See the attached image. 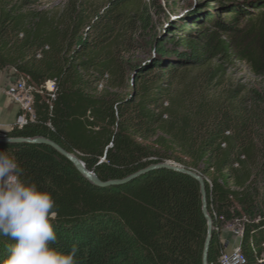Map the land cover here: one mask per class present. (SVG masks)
Listing matches in <instances>:
<instances>
[{
    "label": "trees",
    "instance_id": "16d2710c",
    "mask_svg": "<svg viewBox=\"0 0 264 264\" xmlns=\"http://www.w3.org/2000/svg\"><path fill=\"white\" fill-rule=\"evenodd\" d=\"M93 1L37 10L40 0H0V72L15 70L34 90V119L6 137L46 138L104 183L165 162L186 167L206 182L214 221L209 264H220L221 234L235 222L247 264H264V148H256L252 121L264 93L249 101L241 89L218 91L233 59L264 77V18L241 31L231 18L234 41L245 34L235 45L214 46L207 31L174 32L162 42L155 34L153 67L135 74L130 41L153 28L149 14L130 7L133 0H116L103 13ZM167 41L183 50L169 52ZM128 81L132 93L118 94ZM4 150L23 179L53 192V246H78L76 264H203L208 222L200 185L189 176L157 170L100 188L48 146L0 144ZM11 243L0 236V259Z\"/></svg>",
    "mask_w": 264,
    "mask_h": 264
},
{
    "label": "rangeland",
    "instance_id": "374dc122",
    "mask_svg": "<svg viewBox=\"0 0 264 264\" xmlns=\"http://www.w3.org/2000/svg\"><path fill=\"white\" fill-rule=\"evenodd\" d=\"M68 1L70 0H40V3L34 8L37 10L53 9ZM115 1L116 0H94L93 4L97 6L96 10L103 13L108 6H111L110 3ZM137 6L144 8L149 14L153 28L151 30H142L140 33L142 35L138 34L131 39L130 47L132 52L127 59H130L132 64L137 67L147 64L146 69H151L154 58L156 57L154 47H152L153 45L149 46L148 44L155 34L157 40L162 42L165 41V39H169L170 35L174 32L188 36L190 33L196 35L200 31H207L215 38L214 46L221 41H227L235 45L237 40H241L245 34L238 33L234 41L233 38L234 34H236V30H227L229 24L231 25V18L232 20L238 18L236 27L237 29L239 28L240 31L246 29L250 22L253 21L254 24H256L259 19L264 18V0H133L130 3V7L134 9ZM242 44L245 45L247 42ZM166 46L169 52L183 50L176 44L172 45L169 41L166 42ZM217 63V60L213 61V64ZM225 64L226 72L220 80L222 87L219 88L218 91L221 92L222 90L226 93L241 89L243 94H250L251 97L249 101L255 99V94L264 93V77L258 78L255 76L248 64L236 59H233L231 62H225ZM14 71L13 69L3 71L9 76L12 88L16 87V83L19 80V75H14ZM135 74L131 73L130 78ZM106 79L108 78L106 77ZM28 81L29 80H27V84ZM130 82L131 81H128L126 83V88H124V90H118V94L129 96L132 93L131 86H129ZM100 86V90H103L105 88L104 82ZM10 89L5 91L6 95L7 91ZM174 89L175 87L173 86L172 90ZM252 121L257 134L255 135V140L257 141L256 148L259 151L260 148H264V106L261 114L256 115L255 119ZM19 123L20 118L16 126H18ZM0 137L8 138L1 132ZM261 179H264V175H262ZM242 228L240 222L230 223L225 225L223 232L239 240L242 238ZM229 246L230 248L232 247V241H230L228 247ZM234 247L233 249L237 248V246ZM233 249L229 250V248H227L226 251L231 252Z\"/></svg>",
    "mask_w": 264,
    "mask_h": 264
},
{
    "label": "clouds",
    "instance_id": "9594fccd",
    "mask_svg": "<svg viewBox=\"0 0 264 264\" xmlns=\"http://www.w3.org/2000/svg\"><path fill=\"white\" fill-rule=\"evenodd\" d=\"M23 175L16 157L0 151V236L12 241L0 264H76L78 246L67 252L53 246L58 215L53 192Z\"/></svg>",
    "mask_w": 264,
    "mask_h": 264
},
{
    "label": "water",
    "instance_id": "95a60500",
    "mask_svg": "<svg viewBox=\"0 0 264 264\" xmlns=\"http://www.w3.org/2000/svg\"><path fill=\"white\" fill-rule=\"evenodd\" d=\"M147 65V64H146ZM146 65L140 66L135 73L143 71V69H146ZM0 144L5 145H45L53 149L57 154L68 160L70 163L73 164V166L79 171V173L90 183L94 184L97 187L100 188H108L111 186H124L128 183H131L132 181L140 178L141 176L146 175L147 173L157 171V170H165L168 169L170 171H173L175 173L181 174V175H187L193 180L197 181L200 185V193L201 197L203 199V216L207 219L208 222V228H207V235H206V241L205 246L203 250V264H209V251L210 247L213 241V233H214V221L210 217L208 212V199H207V190H206V182L205 180L196 172L186 168L182 167L180 165H177L173 162H165L159 165H151L146 170H142L140 172H137L135 174H132L128 176L126 179L123 180H110L107 181V183L101 182L97 176L89 171L85 164H83L75 155H72L68 152H66L64 149H62L60 146H58L56 143L46 139V138H3L0 137Z\"/></svg>",
    "mask_w": 264,
    "mask_h": 264
},
{
    "label": "built area",
    "instance_id": "2783aa9c",
    "mask_svg": "<svg viewBox=\"0 0 264 264\" xmlns=\"http://www.w3.org/2000/svg\"><path fill=\"white\" fill-rule=\"evenodd\" d=\"M14 75L17 72H13ZM28 78L24 76H19V80L16 83V87L7 91V95L14 101L20 109V123L19 128H22L27 124L28 120L34 119V110H33V88L27 84ZM48 93L53 96L55 92V83L49 82L46 85ZM243 230L241 229V236ZM229 242L224 243V251L221 253L220 264H247V258L241 252L240 247L233 249L231 252L226 251L228 248Z\"/></svg>",
    "mask_w": 264,
    "mask_h": 264
},
{
    "label": "crops",
    "instance_id": "0c3cea01",
    "mask_svg": "<svg viewBox=\"0 0 264 264\" xmlns=\"http://www.w3.org/2000/svg\"><path fill=\"white\" fill-rule=\"evenodd\" d=\"M10 82L9 76L4 72H0V132L2 134L11 132L20 118L19 107L5 93L7 89L12 88ZM241 240L242 238L236 240V237L230 234H224V232L221 234L222 244L232 241V247L230 248L229 246V250L233 249L234 246H237V248L240 247Z\"/></svg>",
    "mask_w": 264,
    "mask_h": 264
}]
</instances>
